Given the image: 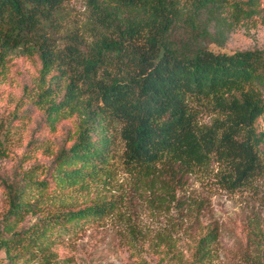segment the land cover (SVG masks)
<instances>
[{
  "label": "trees",
  "instance_id": "trees-1",
  "mask_svg": "<svg viewBox=\"0 0 264 264\" xmlns=\"http://www.w3.org/2000/svg\"><path fill=\"white\" fill-rule=\"evenodd\" d=\"M67 1L0 0V66L13 54L35 55L37 80L24 93L52 130L78 117L72 142L48 164L0 175L1 264H70L58 247L107 219L117 220L118 244L135 264H264L259 215L247 219L229 258L218 225L200 221L199 201L180 194L196 173L211 172L229 191L264 174V127L256 125L264 49L209 47L236 26L264 25L262 0H83L85 19L64 28ZM203 112L212 113L208 123ZM116 127L131 181L111 197L98 189L112 176ZM135 197L177 216L150 230L133 216Z\"/></svg>",
  "mask_w": 264,
  "mask_h": 264
},
{
  "label": "rangeland",
  "instance_id": "rangeland-1",
  "mask_svg": "<svg viewBox=\"0 0 264 264\" xmlns=\"http://www.w3.org/2000/svg\"><path fill=\"white\" fill-rule=\"evenodd\" d=\"M264 4V0H262ZM64 28L80 24L86 16L83 0H69L63 6ZM214 50L232 51L238 49H264V25L256 24L236 26L222 45L210 43ZM39 60L35 55H11L7 62L0 66V136L5 128L8 137L7 154L0 156V175L11 179L22 169L34 163L46 165L53 157L58 146L69 145L78 122L77 116L61 119L56 129L52 130L45 122V117L31 100L29 90L36 82ZM27 90V91H28ZM212 113L203 112L201 122L208 123ZM258 129L264 127V114L257 120ZM36 141L32 146L27 143ZM123 143L116 129L113 130L112 143V176L98 192L106 196H119L129 186L131 177L119 163ZM181 195L195 197L200 203L199 220L218 225L220 230V248L227 257L236 255L244 240V225L250 216L259 215L264 221V174L259 176L252 187L229 191L220 187L212 173H196L186 177V184ZM87 194L79 196L81 200ZM6 208L3 187L0 184V218ZM133 216L137 222L150 230L165 227L170 219L176 218L174 211L165 212L152 209L143 199L135 197L132 201ZM118 227L116 219H107L102 225L86 228L71 243L58 247L60 256L72 257L70 264H135L129 253L118 244ZM223 259V257H222ZM2 257L0 254V264Z\"/></svg>",
  "mask_w": 264,
  "mask_h": 264
}]
</instances>
